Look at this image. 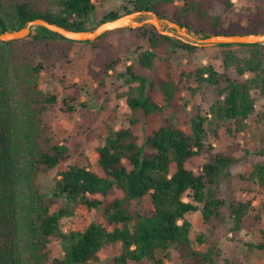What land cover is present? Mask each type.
Returning a JSON list of instances; mask_svg holds the SVG:
<instances>
[{
	"label": "trees",
	"instance_id": "obj_1",
	"mask_svg": "<svg viewBox=\"0 0 264 264\" xmlns=\"http://www.w3.org/2000/svg\"><path fill=\"white\" fill-rule=\"evenodd\" d=\"M175 2L129 0L123 13L111 11L96 21L94 0H0V34L23 28L36 18L75 31L92 30L133 11H153L164 18L163 10ZM233 6V0H181L170 20L187 26L200 39L212 34L264 33V7L256 9L246 31H222V17ZM137 30L147 37L148 48L138 59L146 69L153 68L164 47L187 53L206 49L161 35L150 25ZM133 31L113 32L123 34L120 44L124 45L132 40ZM57 40L89 44L67 40L42 26L23 40L0 41V264H164L159 252L177 253L190 264H214L218 252L205 247L202 235L195 242L191 239L189 215L199 212L205 224L223 218L226 202L221 198V186L238 160L217 152L197 169L192 163L205 148L206 125L223 123L230 134L243 132L256 114L257 98L264 103V44L218 45L223 49V72L211 64H195L182 73L188 85L196 84L190 86L192 92L208 86L216 93L206 115L194 116L187 130L171 120L152 126L150 118L159 106L153 100L150 80L126 59L111 62L105 81L131 110L130 126L108 131L97 149L95 170L70 166L61 172L49 199L39 188V177L65 162L70 148L68 142L55 139L44 121L58 98L40 89L43 66L29 62L21 43ZM234 47H246L250 52L243 56ZM159 86L165 103L171 106L176 96L174 82L162 81ZM64 103L73 111L67 100ZM138 125L141 130L136 129ZM257 155L264 157V148ZM249 179L264 195V163L252 166ZM56 198H63L66 205L54 209ZM251 204L241 201L229 206L237 230ZM77 206L100 210L103 223L91 221L83 230L64 231L61 220L73 215ZM53 241L60 243L62 257H52ZM117 245L120 254L100 260L103 248ZM245 245L264 251V240Z\"/></svg>",
	"mask_w": 264,
	"mask_h": 264
},
{
	"label": "rangeland",
	"instance_id": "obj_2",
	"mask_svg": "<svg viewBox=\"0 0 264 264\" xmlns=\"http://www.w3.org/2000/svg\"><path fill=\"white\" fill-rule=\"evenodd\" d=\"M94 1L96 21L111 11L123 13L130 6L129 0ZM233 2L231 12L222 17V31L241 33L251 25L256 9L264 7V0ZM180 5L181 0H176L173 6L162 12L165 16L162 18V26L174 35L178 34L166 26L165 20H170L176 7ZM46 6V2L42 3L43 8ZM188 34L189 37H181L188 41L198 38L191 30ZM122 37L123 34L113 32L89 44L60 40L21 43L29 62L43 66L39 80L40 89L58 98V102L45 113L44 121L55 139L61 143L68 142L70 148L69 158L65 162L39 177V188L49 199L53 198L56 181L61 172L70 166L95 170L97 149L103 144L108 131L130 126L131 110L125 100L117 99L118 91H113L105 81L106 69L111 62L126 59L137 73L150 80L153 85V100L159 106V111L150 118L152 126L171 120L180 129L187 130L194 116L206 115L209 105L216 97L214 89L208 86L196 92L189 90L196 84L188 85L182 78V73L195 64H211L219 72H223L222 48L210 47L187 53L180 49L170 52L169 48L164 47L158 53L153 68L146 69L138 62L139 55L148 48L146 33L135 29L131 33L132 40L124 45L120 44ZM233 50L243 56L250 52L246 47H234ZM117 67L119 68V64ZM119 70L123 71L122 68ZM170 80L174 82L176 94L171 106L165 103L159 86L160 82ZM257 99L256 114L247 121L245 131L230 134L227 125L223 123L206 125L205 148L192 163L197 169L208 163L217 152L229 154L238 160L231 171V177L221 186V198L226 202L223 218L205 224L199 212L189 215L192 222L191 239L195 242L202 235L205 247L218 252L214 264H264V251L250 250L245 245L264 240V195L260 194L258 186L249 179L252 166L264 163V157L257 155L264 148V103L260 98ZM64 100L69 102L73 111L67 110ZM136 129L141 130V125ZM241 201H252V204L237 230L229 206ZM55 202L54 209L66 205L63 198H56ZM91 221L102 224L101 211H87L77 206L73 215L61 220V226L66 232L79 231ZM195 247L201 248L199 244H195ZM50 250L52 257L63 255L62 247L57 241L50 244ZM120 252V245L105 247L99 258L106 261ZM158 258L164 264H190L189 259L182 258L177 253L167 255L159 252ZM143 264L153 263L145 261Z\"/></svg>",
	"mask_w": 264,
	"mask_h": 264
},
{
	"label": "water",
	"instance_id": "obj_3",
	"mask_svg": "<svg viewBox=\"0 0 264 264\" xmlns=\"http://www.w3.org/2000/svg\"><path fill=\"white\" fill-rule=\"evenodd\" d=\"M162 18H159L156 12L153 11H133L127 14H123L117 18L104 21L97 25L92 30L75 31L67 29L56 23H52L43 18H36L27 22V24L20 29L5 30L0 34L1 42H10L23 40L28 37L30 32L38 26H42L47 30L60 35L61 37L74 41V42H89L93 43L96 39L102 35L113 32L120 29H138L143 26L150 25L156 29V31L164 36L177 38L185 43L195 46L200 49L216 47L218 45L226 44H264V33H251V34H212L207 38H191L193 41H188L181 36L189 37L188 27L179 25L171 20H165V24L168 28L173 29L178 35H174L164 29L162 26Z\"/></svg>",
	"mask_w": 264,
	"mask_h": 264
}]
</instances>
